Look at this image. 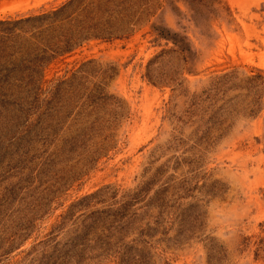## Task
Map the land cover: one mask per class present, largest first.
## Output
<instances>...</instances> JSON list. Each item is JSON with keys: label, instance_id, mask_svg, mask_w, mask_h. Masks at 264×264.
I'll return each instance as SVG.
<instances>
[{"label": "rangeland", "instance_id": "rangeland-1", "mask_svg": "<svg viewBox=\"0 0 264 264\" xmlns=\"http://www.w3.org/2000/svg\"><path fill=\"white\" fill-rule=\"evenodd\" d=\"M0 264H264V0H0Z\"/></svg>", "mask_w": 264, "mask_h": 264}, {"label": "trees", "instance_id": "trees-1", "mask_svg": "<svg viewBox=\"0 0 264 264\" xmlns=\"http://www.w3.org/2000/svg\"><path fill=\"white\" fill-rule=\"evenodd\" d=\"M44 20H47V15H42V16H35V17H29V18H25V19H22V20H19L18 22H29V21H35L33 23H37V27H40L42 24L41 22L44 21ZM18 22H14V23H18ZM156 29H159L158 27ZM26 49L27 50H36L38 51L39 50V53L40 54H37L35 53L34 54V57L30 58L28 57V59H23V61H26V65H25V70L28 71L27 74H25L21 79H19L18 81V84L16 87H21L23 86V83L25 86H29V85H32V84H35V73L38 72L37 69L41 68L44 64V62L46 60H48L47 57H45V53L47 52L45 49H38V46H30V45H27L26 46ZM48 49V48H47ZM18 53H22L23 49L22 48H19L18 50ZM35 51V52H36ZM52 52L56 53L57 52V48H54L51 50ZM30 54V51L27 52V55ZM51 57V55H50Z\"/></svg>", "mask_w": 264, "mask_h": 264}]
</instances>
